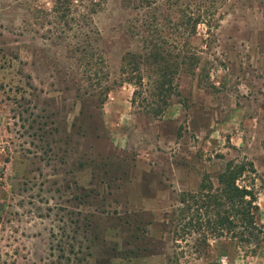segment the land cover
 <instances>
[{
	"label": "rangeland",
	"instance_id": "1",
	"mask_svg": "<svg viewBox=\"0 0 264 264\" xmlns=\"http://www.w3.org/2000/svg\"><path fill=\"white\" fill-rule=\"evenodd\" d=\"M53 1L0 0V264H264V0H73L63 33ZM186 6L213 18L191 37ZM154 47L176 65L156 116ZM226 162L258 245L176 217Z\"/></svg>",
	"mask_w": 264,
	"mask_h": 264
},
{
	"label": "trees",
	"instance_id": "2",
	"mask_svg": "<svg viewBox=\"0 0 264 264\" xmlns=\"http://www.w3.org/2000/svg\"><path fill=\"white\" fill-rule=\"evenodd\" d=\"M72 1L54 0L51 5L49 12L55 15L61 25L59 33H63L62 29L69 26V21L66 18ZM170 1H172V4L169 3ZM97 2L96 0H92L90 6H98ZM141 2L148 4L146 1ZM177 4L178 0H168V5L177 6ZM187 8L186 6L180 12L179 16L181 18L178 23L190 31L189 36L191 37L198 24L202 23L209 26L213 18L210 10L206 9L205 11H201L200 14H192L188 13ZM153 10L156 11L157 8ZM77 33L79 34L78 36H85V31L82 33L81 27H78ZM90 56L93 57L91 54L88 57L84 54L87 64L91 58ZM145 57L154 66L152 94L154 104H149V107L151 113L156 116L162 112L168 98L175 93L172 81L176 65L168 63L155 47ZM187 60L189 61V65L193 66L197 63L198 59L193 54H190ZM123 62L124 71L122 70V74L124 76L131 74L134 77H132V81L128 79V82L140 85L141 77L139 75L138 60L134 56L128 55V58H124ZM244 169L243 165H233L231 162H226L223 169L214 177L216 182L215 187L210 182L211 180L208 176L204 175L201 178L198 189L194 193L188 192L180 195L178 204L182 207L176 210V217L178 216V219L187 218V223L184 224L185 226L183 225L184 230L191 228L203 230L205 236L210 235L211 237L229 235L233 239H236L239 244H242L241 246L251 243L259 244L256 234L258 230H256L257 207L255 205V196L245 187L236 185V181Z\"/></svg>",
	"mask_w": 264,
	"mask_h": 264
}]
</instances>
